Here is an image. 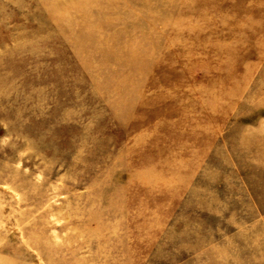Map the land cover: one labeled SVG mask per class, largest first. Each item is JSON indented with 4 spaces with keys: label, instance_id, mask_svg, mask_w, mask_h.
Wrapping results in <instances>:
<instances>
[{
    "label": "rangeland",
    "instance_id": "rangeland-1",
    "mask_svg": "<svg viewBox=\"0 0 264 264\" xmlns=\"http://www.w3.org/2000/svg\"><path fill=\"white\" fill-rule=\"evenodd\" d=\"M0 264H264V0H0Z\"/></svg>",
    "mask_w": 264,
    "mask_h": 264
}]
</instances>
